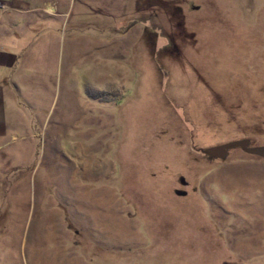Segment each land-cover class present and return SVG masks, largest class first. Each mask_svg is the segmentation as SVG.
<instances>
[{"label": "rangeland", "instance_id": "374dc122", "mask_svg": "<svg viewBox=\"0 0 264 264\" xmlns=\"http://www.w3.org/2000/svg\"><path fill=\"white\" fill-rule=\"evenodd\" d=\"M264 0H0V264H264Z\"/></svg>", "mask_w": 264, "mask_h": 264}, {"label": "water", "instance_id": "95a60500", "mask_svg": "<svg viewBox=\"0 0 264 264\" xmlns=\"http://www.w3.org/2000/svg\"><path fill=\"white\" fill-rule=\"evenodd\" d=\"M238 147L243 148L248 153L264 157V146H251L249 139L231 141L200 150L209 156L224 158L229 155L231 150Z\"/></svg>", "mask_w": 264, "mask_h": 264}]
</instances>
